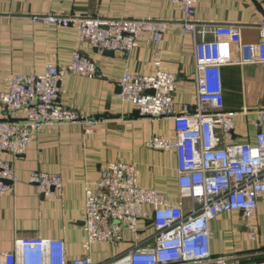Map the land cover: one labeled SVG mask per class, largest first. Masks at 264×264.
<instances>
[{"label": "crops", "instance_id": "0c3cea01", "mask_svg": "<svg viewBox=\"0 0 264 264\" xmlns=\"http://www.w3.org/2000/svg\"><path fill=\"white\" fill-rule=\"evenodd\" d=\"M112 18L161 19L172 21L154 42L151 34L137 39L129 53L94 48L79 38L76 28L33 21L38 15H93ZM181 6L171 0H0V90L7 88L6 76L43 73L47 65L66 67L77 51L96 67L94 75L67 74L60 78L58 101L91 124L63 123L43 127L25 151L17 156L0 148V159L9 161L17 180L12 190L0 195V251L14 248L19 238H58L65 244L67 264L84 255L102 262L125 251L132 235L117 246L88 244L84 225L86 184L95 185L99 170L109 162L133 164L143 187H151L169 203L189 206L178 196L177 153L174 148H147L152 136L174 140L172 119L139 117L136 106L121 100L118 79L125 72L152 75L158 69L176 75L174 106L196 102L195 41L214 38L217 24L241 27L246 43L260 41L264 22V0H198L195 35L183 33ZM223 101L235 111L232 136L227 145L253 143L258 132L254 119L264 109V63L224 66L221 69ZM25 110L7 113L0 105V119H22ZM31 171L54 173L61 178L59 192L44 194L29 182ZM138 226L144 235L152 228ZM213 255L235 256L234 264H264V192L252 216L244 218L233 210L209 222Z\"/></svg>", "mask_w": 264, "mask_h": 264}, {"label": "built area", "instance_id": "2783aa9c", "mask_svg": "<svg viewBox=\"0 0 264 264\" xmlns=\"http://www.w3.org/2000/svg\"><path fill=\"white\" fill-rule=\"evenodd\" d=\"M181 6L178 21L183 33L195 35L194 20L198 0H171ZM33 21L76 28L79 38L100 50L129 53L137 39L151 34L157 42L172 21L161 19L112 18L93 15H38ZM260 41L246 43L241 27L214 26V38L195 41L196 102L175 109L176 75L158 69L152 75L125 72L117 81L121 100L136 106L138 116L168 118L174 122L176 138L152 136L145 146L157 150L174 148L177 153L178 196L187 200L185 209L169 203L165 196L139 183L133 164L109 162L99 170L94 186L86 184L84 225L88 244L117 246L132 243L125 251L102 262L89 255L71 264H234L235 256L213 255L210 251L209 222L218 214L238 210L244 218L252 216L257 199L264 192V109L254 125L258 132L253 143L227 145L232 136L236 112L223 101L221 69L264 63V22L259 25ZM96 67L75 51L62 68L47 65L43 73L7 75V88L0 90V105L7 113L24 109L22 119H0V148L14 156L22 154L33 135L52 124H91L59 101V80L67 74L94 75ZM17 180L9 161L0 159V195L12 190ZM29 182L44 194L59 192L61 178L54 173L31 171ZM144 221L152 232L144 235L138 226ZM0 264H67L65 244L58 238H19L14 248L0 251Z\"/></svg>", "mask_w": 264, "mask_h": 264}]
</instances>
